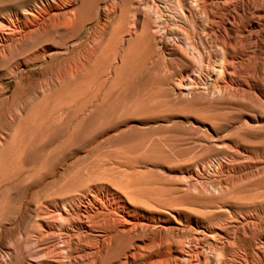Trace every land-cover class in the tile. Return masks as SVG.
I'll return each mask as SVG.
<instances>
[{
  "label": "rangeland",
  "instance_id": "374dc122",
  "mask_svg": "<svg viewBox=\"0 0 264 264\" xmlns=\"http://www.w3.org/2000/svg\"><path fill=\"white\" fill-rule=\"evenodd\" d=\"M177 1L0 0V264H100L102 229L75 220L94 196L128 201L147 225L102 264H123L142 240L188 235L231 191L254 204L239 213L264 207V106L248 87L214 92L225 36L205 31L201 9L178 19ZM240 40L241 82L260 59ZM177 203L189 223L170 219Z\"/></svg>",
  "mask_w": 264,
  "mask_h": 264
},
{
  "label": "bare ground",
  "instance_id": "6f19581e",
  "mask_svg": "<svg viewBox=\"0 0 264 264\" xmlns=\"http://www.w3.org/2000/svg\"><path fill=\"white\" fill-rule=\"evenodd\" d=\"M177 2L176 8H174L178 19L192 17L197 9H201L205 13V26L203 25L205 31L225 36L219 66L214 68L209 64V67L213 68L211 75H215L221 81L214 92L221 95H232L239 90L238 88V90H235L234 86L241 89L248 87L255 89L254 92H249L251 94L247 92L248 96L254 95L255 97L258 95L259 98L256 96L258 103L264 106V87L258 84L259 82L256 80L258 77L260 79V76L257 77L256 74L261 75L260 81L264 78V0H178ZM25 13L21 16L22 18L17 19L24 25L30 22H28L29 17ZM4 30L7 34L16 32L15 26L10 22L6 24ZM237 39H241L239 43L242 46L245 44L250 45L248 48H251V54L260 59L259 66L255 69H249L252 71L245 76L248 79L241 82L238 81L239 79H234L233 76L242 73V66H245L244 64L248 62V59L244 48L240 47L239 52L234 51L233 47L237 44ZM262 171L263 169L256 171V173ZM249 174H253V171ZM225 182V185H219L221 191H228L230 186H234V183ZM233 193L231 191L229 194V196L231 195L230 199L224 198L220 202L217 201L218 206L205 205L206 210L203 220H195L193 226L190 225L188 233H186L188 235L177 237L171 242L161 240L157 242L150 239L151 241H148V243L147 240H142L134 248H127L124 253L123 264H264V207H261L262 209L260 208L256 215L250 212L239 213L236 208L238 204L240 207L241 205L243 207L253 206L254 204L244 201L245 198L242 199L241 196L240 198H238L239 196L235 197V193V196H232ZM98 197L94 196L89 200V207L83 209L77 207L75 220L78 230L102 229L100 231L102 232L100 233L101 242L96 252V263L102 264L104 259L120 243L122 236L138 229L142 230L143 226L147 225L138 220L139 216L134 213L135 210L129 209L127 204L130 203L128 201H118L117 199L116 202L104 203ZM178 203V208L170 214V219H172L174 225H180L182 221L189 223L192 220L191 216L186 212L187 209H184L185 206L182 208ZM225 203L230 206L231 210L228 208L226 218L218 222L219 226L215 225L216 217L213 215L214 210L217 209L214 208L225 207ZM94 206L102 214L100 219H97V215L93 211ZM65 214H67V211ZM145 218L147 221L155 223L164 219L161 216ZM174 229L177 228L174 227ZM153 234L158 236L161 233L154 231ZM32 242L38 247L40 237ZM233 245L238 246L235 248ZM156 246L159 250L152 251ZM41 251V249H38V252Z\"/></svg>",
  "mask_w": 264,
  "mask_h": 264
}]
</instances>
